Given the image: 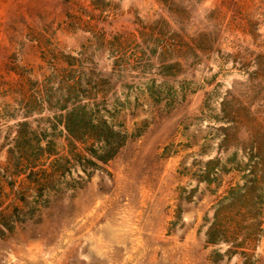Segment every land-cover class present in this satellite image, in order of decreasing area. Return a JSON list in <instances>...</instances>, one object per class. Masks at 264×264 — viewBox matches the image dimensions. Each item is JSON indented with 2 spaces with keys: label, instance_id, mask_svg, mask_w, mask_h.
<instances>
[{
  "label": "rangeland",
  "instance_id": "rangeland-1",
  "mask_svg": "<svg viewBox=\"0 0 264 264\" xmlns=\"http://www.w3.org/2000/svg\"><path fill=\"white\" fill-rule=\"evenodd\" d=\"M114 1L118 14L102 21L90 0H0L4 88L21 83L12 68L23 72L24 66L34 67L40 75L41 48L35 40L40 34L67 51L89 42L90 32L69 26L68 12L83 13L88 20L94 15L92 23L112 32L136 31L139 18L146 22L167 14L157 0ZM183 4L190 11V32L213 29L209 17L216 18L222 52L208 62L184 66V72L167 81L149 74L156 78V97L144 83L131 90L119 88L121 101L129 93L130 101L139 103L124 110L123 119L131 131L142 127L143 132L120 150L108 173L97 171L82 188L52 195L50 205L33 219L0 235V264H264V236L249 262L240 254L230 256L225 242H207L205 216L213 215V204L235 173L224 175L217 195L216 183L202 177L205 162L216 156L225 162L238 151L239 160H247L234 146L220 149L230 126L222 101L249 84L255 66L246 71L224 58L238 43L264 52V0ZM19 99V93L0 97V164L6 160L3 144L15 135L18 121L4 118V108H15ZM237 180L241 182L238 175L233 182ZM262 218L264 227V210Z\"/></svg>",
  "mask_w": 264,
  "mask_h": 264
},
{
  "label": "trees",
  "instance_id": "trees-1",
  "mask_svg": "<svg viewBox=\"0 0 264 264\" xmlns=\"http://www.w3.org/2000/svg\"><path fill=\"white\" fill-rule=\"evenodd\" d=\"M90 2L102 21L120 9L114 0ZM157 2L167 14L146 22L138 17L136 31H107L91 22L94 15L88 20L83 13L68 12L69 26L90 32L89 42L78 51H67L40 34L35 38L41 48L40 75L24 66L23 72L12 68L21 76L18 86L4 88L8 84L0 80V97L21 94L15 108H4V118L18 121L15 135H8L3 144L7 149L0 164V235L33 219L50 205L52 195L82 188L97 171L108 173L120 150L143 132L142 127L131 131L123 119L122 112L139 103L134 105L129 93L121 101L119 88L131 90L144 83L156 97V78L149 74L167 81L184 72V66L208 62L222 52L216 18L209 17L213 29L190 32L184 0ZM228 58L246 71L255 66L249 84L222 101L223 118L230 126L220 149L234 146L247 160H239L236 151L225 162L221 156L205 162L202 177L210 185L216 183L214 194L224 175L235 173L213 204V215L205 216L206 236L209 244L225 242L230 256L240 254L249 262L264 236V52L238 43ZM236 175L241 182H233Z\"/></svg>",
  "mask_w": 264,
  "mask_h": 264
}]
</instances>
